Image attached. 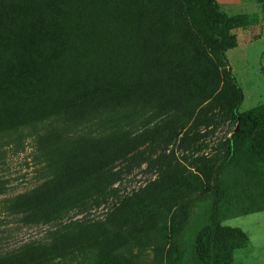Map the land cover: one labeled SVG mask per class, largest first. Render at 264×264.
Masks as SVG:
<instances>
[{
  "label": "trees",
  "instance_id": "obj_1",
  "mask_svg": "<svg viewBox=\"0 0 264 264\" xmlns=\"http://www.w3.org/2000/svg\"><path fill=\"white\" fill-rule=\"evenodd\" d=\"M178 1L111 0L123 12H135L139 32L145 36L150 35V25H156V19ZM156 11L158 15L149 16ZM184 16L192 37L178 44L174 30L162 21L157 31L162 55L149 63L136 88L104 62L108 56L104 49L85 46L81 23L68 25L71 35L62 40L64 49L57 48L65 56L51 61L52 56L44 53L42 67L45 73H53L50 79L55 88L36 96L20 93L37 108L11 106L0 116V264H85L89 255L108 242L113 252L119 245L137 241L136 222H113L114 215L140 195H119L114 188L120 179L117 168L142 161L148 141L156 151L177 129L171 127V120L176 106L185 101L178 91L188 87L179 79L177 67H187L201 54L192 40L203 42L220 64L230 32L249 25L247 15L228 16L216 0H187ZM217 75L230 83L233 99L228 112L237 125L225 140L211 183L200 195L189 198L185 220L172 229L169 264H234V252L245 248L249 238L223 222L264 211V104L241 112V88L231 74L217 71ZM149 107L155 119L145 114ZM138 121L140 128L134 132ZM26 148L40 182L7 196L10 188L3 169L8 153L16 155ZM164 181L161 176L153 183L160 186ZM101 206L107 207L101 219L88 216ZM196 213L199 220L193 227ZM23 228L43 230V234L11 243L13 232ZM204 229L210 235L207 260L196 251Z\"/></svg>",
  "mask_w": 264,
  "mask_h": 264
},
{
  "label": "rangeland",
  "instance_id": "obj_2",
  "mask_svg": "<svg viewBox=\"0 0 264 264\" xmlns=\"http://www.w3.org/2000/svg\"><path fill=\"white\" fill-rule=\"evenodd\" d=\"M186 1L179 0L166 9L156 19L157 24L150 25V35L145 36L139 32L135 12H123L119 4L111 0H0V116L11 106L37 108L22 99L26 97L20 93L36 96L55 88L50 79L53 73L44 72L46 67H42L41 58L44 53L52 56L51 61H55L57 55L65 56L57 48L64 49L62 40L65 35H71L69 23L73 27L81 23L78 27L84 28L85 46L104 49L108 55L104 62L111 63L115 74L136 88L149 63L162 55L157 33L162 21L174 30L178 44L192 37L184 16ZM216 2L228 16L247 15L249 25L230 32L220 64L203 42L192 40L201 54L187 67H177L179 79L188 86L178 91L185 101L176 106L171 120V127L177 129L156 151L150 148L148 141L143 147L142 161L136 159L117 168L120 179L114 188L119 195H140L119 210L113 222H136L138 229L134 234L139 238L119 245L113 252L112 242H108L95 255H89L85 264H169L172 229L185 220L189 198L200 195L211 183L214 166L226 147L225 140L237 125L228 112L233 99L230 83L222 75L216 78V72L231 74L241 88L244 97L241 112L264 104V0ZM158 14L156 11L149 16ZM149 86L153 89V83ZM39 104L43 107V103ZM154 113L149 107L145 114L152 120ZM139 122L134 132L139 130ZM30 152L26 148L16 155L8 153L3 169L10 188L7 196L26 191L40 182L38 170L31 165ZM146 160L153 164L148 166ZM161 176L165 178L164 184L153 183L160 181ZM171 178L173 184L169 185ZM106 210L107 207L101 206L88 216L101 219ZM198 214L192 217L193 227L199 220ZM223 225L239 228L249 238L245 248L234 252V264H264V211L227 219ZM42 231L23 228L13 232L10 242L40 237ZM196 251L203 260L209 258V229H204L198 237Z\"/></svg>",
  "mask_w": 264,
  "mask_h": 264
},
{
  "label": "bare ground",
  "instance_id": "obj_3",
  "mask_svg": "<svg viewBox=\"0 0 264 264\" xmlns=\"http://www.w3.org/2000/svg\"><path fill=\"white\" fill-rule=\"evenodd\" d=\"M86 7V6H85ZM70 28V27H69ZM50 29V28H49ZM57 32V31H56ZM57 35V34H56ZM45 36V35H44ZM81 37V36H80ZM85 38V37H84ZM55 39V38H54ZM72 39V38H71ZM60 44V43H59ZM55 45V44H54ZM54 45H53V47H54ZM53 52V51H52ZM54 56V55H53ZM66 65V64H65ZM59 66V65H58ZM33 75V74H32Z\"/></svg>",
  "mask_w": 264,
  "mask_h": 264
}]
</instances>
